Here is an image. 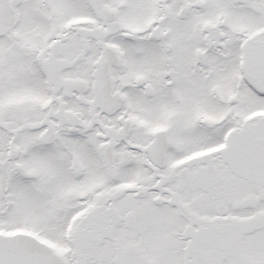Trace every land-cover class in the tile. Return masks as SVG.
<instances>
[{
    "label": "snow or ice",
    "instance_id": "6c2138e0",
    "mask_svg": "<svg viewBox=\"0 0 264 264\" xmlns=\"http://www.w3.org/2000/svg\"><path fill=\"white\" fill-rule=\"evenodd\" d=\"M0 264H264V0H0Z\"/></svg>",
    "mask_w": 264,
    "mask_h": 264
}]
</instances>
